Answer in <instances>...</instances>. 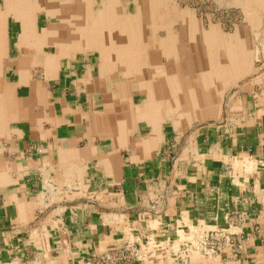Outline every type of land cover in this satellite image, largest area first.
<instances>
[{
	"label": "crops",
	"instance_id": "1",
	"mask_svg": "<svg viewBox=\"0 0 264 264\" xmlns=\"http://www.w3.org/2000/svg\"><path fill=\"white\" fill-rule=\"evenodd\" d=\"M7 16L0 264H94L128 247L137 257L109 264H264L262 77L214 126L171 137L137 120L136 134L106 136L112 120L103 103L95 110L87 65L80 73L76 61H58L43 78L18 71ZM33 83L44 84L42 98H32Z\"/></svg>",
	"mask_w": 264,
	"mask_h": 264
},
{
	"label": "bare ground",
	"instance_id": "2",
	"mask_svg": "<svg viewBox=\"0 0 264 264\" xmlns=\"http://www.w3.org/2000/svg\"><path fill=\"white\" fill-rule=\"evenodd\" d=\"M177 2L2 0L0 28L9 13L20 22L18 71L22 73L29 71L33 59H40L50 75L65 54L78 50L97 54L98 75L86 76L84 81L90 89L97 87L92 91L101 93L103 117L112 120L104 135L123 134L137 120L148 121L155 133L170 112L177 117L171 121L175 127L185 119L213 112L218 92L252 69L244 23L226 36L215 24L205 28L192 8ZM232 2L241 5L247 21L260 11L259 6L264 10V0ZM39 14L45 18L43 26ZM42 44L53 45L54 53L44 51L42 56ZM101 77L106 81L103 87ZM43 85L32 84V98L46 94ZM134 91L143 98L139 104L134 103Z\"/></svg>",
	"mask_w": 264,
	"mask_h": 264
},
{
	"label": "rangeland",
	"instance_id": "3",
	"mask_svg": "<svg viewBox=\"0 0 264 264\" xmlns=\"http://www.w3.org/2000/svg\"><path fill=\"white\" fill-rule=\"evenodd\" d=\"M124 1V0H122ZM177 3L184 7L185 5H188L190 8H192L196 14L197 17L201 18L203 26L206 28L210 24H215L219 28H221V31L226 35L230 36L231 33L234 32L235 28L242 23L245 24L246 32L245 37L247 41H249V45L251 47L252 51V64H251V71L248 74H245L241 76L240 78H237L235 82H230L224 89H221L218 92L219 96V102L215 109H213V112L207 111L205 113H202L200 116H196L191 119V121L187 123H178L175 127L174 124L171 123L173 121V118H177L174 116H171L168 114V116L165 119H162L161 121V131L166 133L167 135H170L173 137L175 134L179 133L182 134L190 129H195L197 127L208 125L211 127L214 126L215 121L222 120L223 117L227 118L228 114H231V111L229 110L230 105L233 100H240L243 101L245 94V91L248 89L258 88L259 85H261L262 81L260 77L263 78L264 81V10L262 9V6H259L260 11L256 12L255 17L251 19V21H247V15L246 12L243 10L241 5L235 4V3H229L231 0H176ZM225 3H223V2ZM2 0L0 1V3ZM186 2V3H185ZM182 4V5H181ZM259 13V14H257ZM39 17V25L43 26L46 24L45 18L42 14L38 15ZM209 18V19H208ZM256 19V20H255ZM8 27H7V35L11 36V42L16 41V37L19 36L21 27L20 22L16 20L13 16H11L8 19ZM219 24V25H218ZM17 46V45H16ZM42 47V50H41ZM39 47V50H41L40 54L43 56V54L47 53L52 54L54 53V46L51 44H42V46ZM21 45L17 47V49H13L11 51L12 57H17L20 53ZM45 51V52H44ZM40 54H37L38 56ZM36 55V56H37ZM36 56H34L36 58ZM48 56V55H47ZM41 57V56H39ZM60 59V60H59ZM58 59V61H61L63 63L76 61V64L80 69L76 70L80 73L83 71L81 70V64H85L87 72L90 74V76H97L98 70V56L97 54H94L90 51H84V50H78L75 51L72 54H65L63 57L61 56ZM40 60V59H39ZM37 59H33L31 61V67H29V71L32 74V77H44L45 71L43 70L44 67L41 64V61ZM166 60H163V63H165ZM80 65H79V64ZM97 63V64H96ZM56 69H53L54 73L57 71L58 66L55 67ZM93 68V69H92ZM38 70V71H37ZM79 74V73H77ZM76 74V75H77ZM106 84V81L101 77L100 79V85L103 87ZM87 83V87H91V85ZM97 88V87H95ZM92 88V89H95ZM48 90V94L50 96V90ZM236 91L241 92L240 98L236 96V98H233V95L238 94L235 93ZM94 94V95H93ZM134 95V103L139 104L142 101V97L139 96L138 91L133 92ZM92 99L95 102V110L101 111L102 109V96L99 91H95L92 93ZM244 103V101H243ZM197 111V112H196ZM196 114L199 112L197 109L194 111ZM228 113V114H227ZM184 115V114H183ZM195 115V114H194ZM164 122V123H163ZM110 125V124H109ZM140 129L142 131H147V126L145 124L139 125ZM137 124L133 123L129 127V132H132L133 134L137 133Z\"/></svg>",
	"mask_w": 264,
	"mask_h": 264
},
{
	"label": "built area",
	"instance_id": "4",
	"mask_svg": "<svg viewBox=\"0 0 264 264\" xmlns=\"http://www.w3.org/2000/svg\"><path fill=\"white\" fill-rule=\"evenodd\" d=\"M137 257V251L135 248H125V249H113L108 251L107 254L99 257L94 264H109L111 262H129Z\"/></svg>",
	"mask_w": 264,
	"mask_h": 264
}]
</instances>
